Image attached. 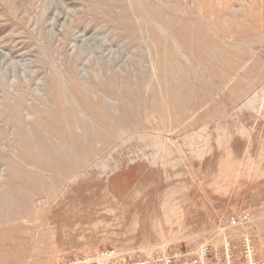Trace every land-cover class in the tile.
<instances>
[{
    "label": "rangeland",
    "instance_id": "374dc122",
    "mask_svg": "<svg viewBox=\"0 0 264 264\" xmlns=\"http://www.w3.org/2000/svg\"><path fill=\"white\" fill-rule=\"evenodd\" d=\"M203 246L264 264V0H0V264Z\"/></svg>",
    "mask_w": 264,
    "mask_h": 264
},
{
    "label": "built area",
    "instance_id": "2783aa9c",
    "mask_svg": "<svg viewBox=\"0 0 264 264\" xmlns=\"http://www.w3.org/2000/svg\"><path fill=\"white\" fill-rule=\"evenodd\" d=\"M244 221L248 220L247 216H244L242 218ZM232 225L237 226L238 221L232 220ZM209 255V250L207 247L203 246L199 249V251L194 254L191 252H175L174 254L162 257V258H153V259H142L138 260L136 262H121V263H113V264H205V260ZM106 258L107 260H110L111 258L115 257V253L112 251H106L102 252V259ZM188 258H193L191 261H188ZM251 264H258L256 261H251Z\"/></svg>",
    "mask_w": 264,
    "mask_h": 264
}]
</instances>
